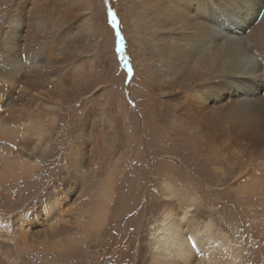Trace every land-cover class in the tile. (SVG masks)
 <instances>
[{
  "label": "bare ground",
  "instance_id": "bare-ground-1",
  "mask_svg": "<svg viewBox=\"0 0 264 264\" xmlns=\"http://www.w3.org/2000/svg\"><path fill=\"white\" fill-rule=\"evenodd\" d=\"M171 1L173 4L166 0H134L138 23L131 18V24L140 27L138 44L140 41L146 52L150 73L156 72L160 93L172 94L168 97L171 109L178 102L179 121L196 134L194 143L182 142L178 157L182 170L196 176L205 188L228 185L254 192L264 202V0ZM255 6H260L262 12L254 11ZM22 9L20 1L13 5L0 52V142L2 147L11 144L16 152L10 159V153L1 150L5 162L0 168V180L12 183L26 179L34 185L41 176L39 151L51 140L66 98L67 90L62 84L69 70V59L65 64L64 59L71 42V16L62 7L50 15H30L29 20ZM143 24L145 30H141ZM108 142L112 145L108 151L98 143L92 145L93 150L103 151L98 153L100 160L117 149L115 143ZM159 147L162 152L171 149L166 141L158 142L156 148ZM130 160L127 157L124 161L129 164ZM142 166L141 182L148 187V169L145 163ZM115 181L116 176L111 173L100 186L95 208L98 213L105 201L107 211L105 206L93 223L97 237L107 224ZM9 187L14 189V185ZM164 187L169 190L170 183ZM32 191L35 194L29 198L36 197V187ZM138 194L128 185V191L120 193L115 202L110 229L101 233L109 234L112 242L104 251V264L246 263L242 241L224 231L214 219L191 221L187 217L189 211L174 217L165 210L164 218L157 221L145 242L147 250L140 248V254L133 253L132 240H126V232L119 231L127 213L119 220L117 213L119 209L128 212L129 200ZM2 195L6 197V190ZM14 205L16 208L19 204L11 203ZM53 211L55 206L47 215L53 216ZM34 219L37 220L36 216ZM60 219L59 222L67 220L62 216ZM15 223L16 220L0 223L2 240L6 227L16 228ZM56 236L58 248L65 249L64 240L75 243L73 238L64 237L61 228L56 227ZM2 240L0 253L7 250ZM116 244L117 250L106 258ZM72 253L73 250H58L56 254L69 262ZM12 255L1 253L0 257Z\"/></svg>",
  "mask_w": 264,
  "mask_h": 264
},
{
  "label": "rangeland",
  "instance_id": "rangeland-1",
  "mask_svg": "<svg viewBox=\"0 0 264 264\" xmlns=\"http://www.w3.org/2000/svg\"><path fill=\"white\" fill-rule=\"evenodd\" d=\"M19 1L24 5L23 16L29 20L30 15H50L62 7L68 11L71 42L64 64L69 59V70L62 84L67 91L56 117L58 123L47 146L39 151L42 168L35 186L26 179L12 183L0 180V223L16 220V228L6 227L4 239L0 238L7 247L1 253L14 254V257H0V264H104V251L112 242L109 234L101 233L110 229L115 202L120 193L128 191V185L139 194L129 200L128 212L119 209L117 214L119 220L127 213V220L120 224L119 231H125L126 240H132L133 253L140 254V248L147 250L145 242L157 221L164 218L165 210L174 217L189 211L187 217L191 221L214 219L224 231L242 241L245 264H264L262 197L228 185L205 188L180 165L182 142L194 143L196 134L179 121L178 102L171 109L168 97L172 94L160 93L156 72L150 73V62L137 40L140 27L136 26L134 0H0V52L8 29L6 21L13 13V5ZM166 1L173 4L171 0ZM261 9L253 7L258 14ZM142 29H146L144 24ZM108 140L117 149L100 160L98 153L103 151L93 150L92 145L98 143L108 151L112 146ZM163 141L171 149L162 152L161 147L156 148ZM2 145L0 142V168L5 162L2 149L10 153V159L16 154L11 144ZM127 157L131 158L129 164L124 161ZM143 163L148 169V187L141 182ZM111 173L116 176L115 192L107 212V224L97 237L93 223L105 206L107 211V203L102 202L98 213L95 206L100 186L103 187ZM168 183L169 190L174 191L166 190L164 186ZM33 187H36V197L29 198L35 194H32ZM4 190L6 197L2 195ZM15 202L19 204L16 208L11 206ZM54 206L55 214L48 216L47 212ZM60 216L67 220L59 222ZM82 221L91 223L86 226ZM56 227L75 243L64 240L65 249L58 248ZM116 247L117 244L112 246L106 258ZM58 250H73L72 260L66 262L67 259L60 258L56 254Z\"/></svg>",
  "mask_w": 264,
  "mask_h": 264
},
{
  "label": "snow or ice",
  "instance_id": "snow-or-ice-1",
  "mask_svg": "<svg viewBox=\"0 0 264 264\" xmlns=\"http://www.w3.org/2000/svg\"><path fill=\"white\" fill-rule=\"evenodd\" d=\"M114 19V18H113Z\"/></svg>",
  "mask_w": 264,
  "mask_h": 264
}]
</instances>
